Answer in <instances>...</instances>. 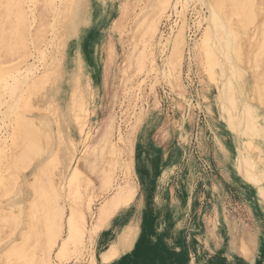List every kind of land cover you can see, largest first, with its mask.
<instances>
[{"label":"rangeland","instance_id":"obj_1","mask_svg":"<svg viewBox=\"0 0 264 264\" xmlns=\"http://www.w3.org/2000/svg\"><path fill=\"white\" fill-rule=\"evenodd\" d=\"M54 1L57 2V0ZM54 1L52 0V2ZM73 1L71 0V2ZM79 2L80 0L77 3V9L84 8L82 0ZM255 2L257 4V20L253 26L251 25L247 29L246 33L240 29L239 43L242 50H246V52H242L244 66L251 69L254 78H261L264 74V62H262L264 57L260 58L261 55H264L262 51L264 44L260 40L262 38L260 37L261 28L263 29L264 23V0H255ZM56 4L52 3L54 7ZM183 4L177 6L180 11L179 17L177 11L172 9L159 21L160 34L162 33L165 37L169 35L172 28L176 27L177 23L181 25L183 19L187 22L186 39L189 47L184 54L181 74L174 77L173 74L161 71L170 48L164 52L161 50L162 44L158 45V38L152 45V42H148L149 35L144 33L143 19H151L154 16V11H152L154 10V0H88V14L92 16L91 24L87 33L83 34L80 43L83 55L88 57L85 59L84 67L90 82L88 112L78 123H75L76 119L72 117L70 125L73 129L77 126L87 128L94 122L92 137L88 144L89 149L84 158L91 164L94 162L95 166L97 165L96 171H98L107 154L103 143L96 137L102 132L106 118L109 115L114 117L112 139L121 150H119L120 162H129L130 164L129 173L124 169L123 164L121 169H118L117 181L124 182L126 176H129L135 182L136 195L132 201L126 199L119 203L113 222L101 227L103 229L98 233L100 241L97 244L96 240L90 245L87 242L85 251L79 257L71 256V259L65 260L64 264H88L91 257L98 256L105 249L102 240L129 216L133 214L135 217L136 213L141 214L142 209H145L149 215V230L151 231L142 241L144 245L147 243L149 246L144 257L154 258V254L159 253L164 264H264V199L257 193L255 179L231 170L225 155H223L227 152L228 155L233 156L234 147H236L235 137L244 140V136L242 138L235 131L225 129L223 124H219L208 112L204 90L207 88L206 92H209L208 89L216 85L210 80L205 60L201 56L199 57V52L195 48L196 43L204 35L206 24L202 31H199L196 26L202 19V12L199 13L200 6L194 10L195 2L185 5V8ZM72 6L73 4L70 8ZM67 7L66 5L62 11L66 12L69 8ZM202 7L203 11L207 12V7L204 5ZM49 8L44 0H35L32 4L35 17L30 14L28 21L25 22L26 26L23 27L19 25L16 15L4 14V9L0 7V72L4 69L2 71L4 76H1L2 73H0V110L2 108L3 111L5 110L3 104L4 98L7 97L6 92L9 91L6 87L8 82L13 80L14 76L18 77L19 75V72L12 69L11 66L19 62L22 56L27 62L22 63L24 66L34 62V56L37 57L39 50L45 49V45L52 40L54 28L62 30L61 27H64V23L63 26L62 24L58 26V23L56 25L53 8ZM108 12L112 16L111 18L108 17ZM141 12L142 14L146 13L143 16ZM16 23L17 25H14ZM192 34H194L193 37ZM190 39L193 40L190 41ZM256 39L260 41L258 42ZM93 41H95V46L91 48ZM24 46L26 49H23ZM61 46V43L58 42L56 49L62 52L63 47ZM100 47L103 48L99 51ZM133 52L137 53L132 55ZM260 52L263 54L259 55ZM30 54H34V56L31 58ZM132 57L133 60L129 66L128 62ZM153 57L156 58L160 66L157 69H160L159 72L150 70ZM248 58L252 63H249ZM48 59L50 60V58ZM258 61L260 67L257 65ZM25 68L21 67L20 70L24 72ZM127 68L128 74L125 73ZM6 70L9 74H6ZM93 70L100 74L103 73L99 93L94 84ZM131 79H134L133 84H131ZM263 82L261 81V83ZM138 84L143 86L142 88L140 86L141 92L137 87ZM48 86L49 90L51 82ZM46 91L37 96L32 95V97L24 94V100H27L23 102V108L17 111V114H13L14 118L16 116L14 120L16 122L20 120L18 115L21 118L22 116L23 118L35 116L34 113H38L39 110L27 109L24 107V103L38 102ZM216 97L217 106L220 108L221 105L222 108H226L222 104L224 102L222 95L216 93ZM255 99H257L256 95ZM76 104L77 101L72 100L70 107L77 112L79 108ZM24 108L27 109L28 114ZM141 111L143 112L142 116L140 115ZM46 114L49 115V120L55 126L54 114L50 111ZM236 117V121L240 123L242 116L236 115ZM7 124L9 125V123ZM7 129L9 131L7 139L10 144L13 141L14 143L11 147L12 151L7 152L8 157L5 160L3 157L1 158L0 154V172H2L0 176L4 178V181L0 179L1 209L4 208L3 202H6L7 205V201L14 198L12 192L23 177L31 173L34 166L28 162L29 158L21 155L26 147L25 142H27L23 134L20 133L16 138H13L14 125H9ZM120 132L121 136L119 137ZM48 140L50 143L47 139L44 140L47 142L44 147L55 151L52 158L56 161L59 146L50 148L51 138L48 137ZM255 141L261 143L262 146L261 140L256 138ZM79 151H83V146L79 145ZM81 152L80 156L83 155ZM101 152L103 154L100 155ZM249 160L255 169V158ZM57 163V161L53 162L52 173L47 175V178L43 177L46 183L53 176L55 178L59 172V168L56 169ZM87 173L95 188H88L84 178H81L78 183L80 193L76 194L74 188L77 186H73V193L69 201L60 200L59 202L61 206L65 207L66 215L70 212L71 203L85 205L88 196L94 191L96 192L99 186V172L88 171ZM7 178L9 183L3 187L2 182H5ZM110 194L99 193V197L94 196L95 213L99 210L101 202ZM1 209L0 264H7L6 262H9L10 259L12 263L14 262L13 258L8 259L5 254L9 243L13 242L15 246L22 245L21 238L27 235L28 223L25 220L18 221V224L14 226L15 220L1 218ZM93 218L88 216L89 226L95 223ZM139 218L140 216H136L133 225L131 224L136 229L145 224L143 220H138ZM6 222L8 223L6 224ZM19 233L21 236L18 235ZM35 242V236H31L30 242L25 247V252H32L31 250L36 246ZM42 243L44 244V241ZM244 246L251 251L252 260L245 257ZM90 249L92 252L89 251ZM97 263L99 264V262Z\"/></svg>","mask_w":264,"mask_h":264},{"label":"bare ground","instance_id":"obj_2","mask_svg":"<svg viewBox=\"0 0 264 264\" xmlns=\"http://www.w3.org/2000/svg\"><path fill=\"white\" fill-rule=\"evenodd\" d=\"M34 1L35 0H0V7L4 9V14L8 15L12 13L16 15L19 25L25 27L28 16L32 14L35 17V11L33 13L32 10ZM68 1L57 0V2H52V0H44L47 6L51 9L53 8V18L56 25L58 23V26L59 24L63 26L64 23V27H61L62 30L54 28L52 40H48L49 42L47 41L48 43L45 45V49L39 50L37 57L34 56V54H30L31 58L34 56V62L24 66L22 63L25 62V57L22 56L19 62L14 63V67L11 66L12 69L19 72V75L18 77L14 76L13 80L8 82L6 87L9 91L6 92L7 97L4 98L3 104L5 110L3 111V108L0 110V126L2 125L0 127L1 158L3 157L5 160V158L8 157L7 152L12 151L11 147L14 141L11 144L9 143L7 139L9 131L7 128H9V125H14L13 138H16L18 134L22 133L23 137L26 139L25 141H27L25 142V149H23L24 147L22 148L24 151L20 154L22 157L25 156L29 158L28 162L30 164H34L31 173L25 175L17 188L12 192L14 198L7 201V205L6 202H3L4 208H0L2 210L1 218L3 220H15L14 226L18 224V221L25 220L28 223V230H26L27 235L21 238L23 241L22 245L15 246L13 242L9 243L10 245L7 247V253L5 254L8 259L13 258L14 262L12 263L10 259L9 262H6L7 264H64V261L71 259V256L79 257L83 251H85L87 242L89 243L88 245H90L93 244L95 240L96 244L100 241L98 240V233L103 229L101 227L108 224L110 225L113 222L117 214L115 212L119 203L126 199L132 201L136 195L135 182L129 176H126L124 182L119 183L117 181L118 169H121L123 164L124 169L129 173L130 164L129 162H120L121 150L118 149L119 146L112 139L114 134V117L109 115V117L106 118L102 132L96 137V139H100L103 143L107 154L106 159L103 161L101 168H98V171H96L97 165L95 166L94 162L91 164L84 158L89 149L88 144L92 137L94 122H92L90 127L88 125L87 128L78 127L76 125L77 127L73 129L70 125L72 117L76 119L75 123H78L88 112L87 104L90 96V82L88 81L89 77L84 68L85 59H88V57L83 55L80 43L83 34L87 33L90 28L92 16L88 14V0H82V5L84 6L82 9H77L79 0H74L73 2H71V0L70 2ZM191 2L196 3L193 8L194 10L200 6L199 13L202 12V19L196 26L197 29L202 31L203 26L206 24L203 37L196 43V47H194L197 48L199 57L201 56L205 60L206 70L210 80L215 82L216 85L215 87H210L208 89L209 92H206L207 88L204 90V97L208 103V112L219 124H223L225 129L233 132L235 131L240 134L242 138L244 136V140H241L237 136L235 137L236 147H234V152L231 148L233 156L228 155L227 152L226 154H222L225 155L231 170L245 177L250 176L255 179L257 193L264 199V82L261 83V81H264L262 80L264 79V74L261 78H254L251 69H247L246 66H244V55L242 52H246V50L243 51L244 49L242 50L239 43V35L241 34L240 29L246 33L248 31L247 29L251 25L253 26L257 20V4L255 0H154V10H152L154 11V16L151 19H143V24L145 25L144 33L149 35L148 42H152V45H154V42L156 43V38H158V45H160V43L162 44L161 50L164 52L166 49L169 50L170 48L169 53L167 52L168 55L165 53L167 56L166 59H164L163 70L161 71H163V73L168 72L169 74H173L175 75L174 77L178 76L181 72L184 54L189 47V43L186 39L187 22L183 19L181 25L177 23L176 27L172 28L169 35L165 37L162 33L160 34L159 21L172 9L175 12L177 11L179 17L180 11H178V4L184 3L183 7L185 8V5ZM202 2L203 5L207 7V12L203 11V5L201 6ZM52 3L53 5L57 4L54 7ZM72 4L73 6L70 8ZM66 5L69 8L67 7L68 9H65L66 12L62 11ZM144 14L142 15L144 16ZM107 15L108 17L110 16V18L112 17L109 15V12ZM81 16H83L82 21L80 20ZM136 21L138 20L136 19ZM54 22L53 24H55ZM14 25H17V23ZM137 26L139 25L137 24ZM261 30V36H259L262 37L260 40H262L264 44V23L263 29L261 28ZM37 38L39 37L37 36ZM260 40H258V42ZM58 42H60L62 45L61 47H63L62 52L56 49ZM59 45L58 48L60 47ZM93 46H95V41L91 42V48H93ZM102 48L103 47H100L99 51ZM23 49H26V46H24ZM10 50L12 51V49ZM262 51L264 52V50ZM136 53L133 52L132 55ZM261 54L263 53L260 52L259 55ZM262 57H264V55L260 56V58ZM48 58H50V60ZM131 60H133V57L129 60L130 62H128L129 66L132 63ZM247 60H249V63H252L250 58ZM262 62H264V60ZM258 63L260 64L259 61L257 65ZM23 66L26 67L24 72L20 70L21 67L22 69L24 68ZM159 67L156 58L153 57L150 63V70L159 72L160 69L157 70ZM258 67L260 66L258 65ZM2 71L0 73H2ZM92 73L95 79L94 84L97 86L99 93V87H101L100 81L101 78H103V73L100 74L98 71L94 70ZM125 73L128 74V68ZM6 74H9L7 70ZM2 75L4 76V73H2L1 76ZM134 78L136 79V77ZM50 82L51 86L48 90L47 87H49L48 84ZM133 83L134 79H131V84ZM142 84H138V89H140ZM142 87L143 86H141V88ZM45 90H47L46 93L43 98H38V102L30 101L24 103L25 108H33L39 110L41 113H34L35 116H26L24 118L18 115L20 120L16 122L14 120L16 116L14 118L13 114L23 108V102L27 100H24V94L32 97V95L37 96ZM216 93L222 95V101H224L222 104L226 108H222L221 105L220 108L217 106L218 101ZM255 95L257 99L254 100ZM72 100L77 101L76 106L79 108L77 112L74 108L72 109L70 107ZM49 111L55 116V126L53 122L49 120V115L47 116L46 114ZM142 114L143 112L141 111L140 115L142 116ZM236 115L242 116L240 123L236 121ZM7 123H9V125ZM118 136H121V132ZM48 137L51 138L50 148H55L57 145L59 146L58 150L56 148L58 151V153H56L58 157L56 160L58 162L56 169L58 167L59 172L55 175V178L54 176L52 178L49 177L50 179L46 183L43 177L46 176L47 178V175L52 173L53 162H56L54 158H52L55 151L53 149L49 150L46 146L44 147L46 142H44L45 139L50 143ZM256 138L261 140L262 146L261 143L259 144V142L255 141ZM79 145L83 146L84 152L79 151ZM80 152L83 153L82 156H80ZM96 152L98 153V151ZM101 154H103V152H101L100 155ZM250 158H255L256 160L255 169L252 167L249 160ZM90 164L91 167L89 166ZM86 171H91L92 173L99 172V186L96 192L94 191L88 196L85 205H79L75 202L71 203L70 212L66 215L65 207L61 206L59 202L60 200H64L65 202L69 201L73 193L72 187L77 186V188H74V191L76 194L80 193L78 183L81 178H84L88 188L94 186L92 179L87 176L89 174ZM0 179L2 181L4 178L0 176ZM8 183L9 179L7 178L5 182H2V186L6 187ZM99 193L111 194L101 202L99 210L95 213L93 208L94 196L97 195V197H99ZM88 216H91V218L94 217L93 220H95V223L91 226H89ZM136 216H140L138 220H143L145 223L144 226L141 225L138 229L131 226ZM135 217L132 214L123 223L118 224L114 231L102 240L105 249L101 251L98 256L91 257L92 259H89L90 261L88 264H98L97 262H99V264H122L126 258L130 256L132 260L135 261L144 257L149 246L147 243L144 245L142 241L145 236L151 233L149 230V215L145 209H142L141 214L136 213ZM10 222L12 221L10 220ZM7 223L8 222H6V224ZM15 231L17 232L16 229ZM18 235H20V233ZM31 236H35L36 246L33 247V250H31L32 252L29 251L30 253H27L25 252V247L30 242ZM42 241H44V244ZM91 249L89 250L90 252H92ZM243 250L245 257L252 260L253 256L251 251L246 246L243 247Z\"/></svg>","mask_w":264,"mask_h":264},{"label":"crops","instance_id":"obj_3","mask_svg":"<svg viewBox=\"0 0 264 264\" xmlns=\"http://www.w3.org/2000/svg\"><path fill=\"white\" fill-rule=\"evenodd\" d=\"M122 264H164V262H163V258L161 256V254L156 253L154 258H151V256H146V257L140 258L136 261L132 260V258L130 256V257L126 258V260Z\"/></svg>","mask_w":264,"mask_h":264},{"label":"built area","instance_id":"obj_4","mask_svg":"<svg viewBox=\"0 0 264 264\" xmlns=\"http://www.w3.org/2000/svg\"><path fill=\"white\" fill-rule=\"evenodd\" d=\"M194 33H195V32H194ZM193 36H194V34H192V37H193ZM192 37H191V38H192ZM192 40H193V39H190V41H192Z\"/></svg>","mask_w":264,"mask_h":264}]
</instances>
